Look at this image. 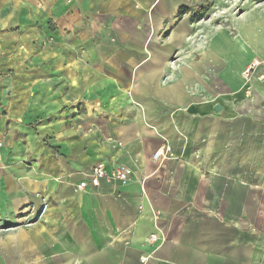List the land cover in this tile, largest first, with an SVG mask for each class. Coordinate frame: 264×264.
Segmentation results:
<instances>
[{
    "label": "crops",
    "instance_id": "0c3cea01",
    "mask_svg": "<svg viewBox=\"0 0 264 264\" xmlns=\"http://www.w3.org/2000/svg\"><path fill=\"white\" fill-rule=\"evenodd\" d=\"M0 264H264V1L0 0Z\"/></svg>",
    "mask_w": 264,
    "mask_h": 264
},
{
    "label": "built area",
    "instance_id": "2783aa9c",
    "mask_svg": "<svg viewBox=\"0 0 264 264\" xmlns=\"http://www.w3.org/2000/svg\"><path fill=\"white\" fill-rule=\"evenodd\" d=\"M171 156V149L167 143L162 144L150 154V159L154 162H161ZM131 176V171L127 167L115 165L109 170L103 162H97L85 173L84 178L76 184V189L83 190L87 186L97 187L102 180L106 182H124ZM158 237L150 235V241H156Z\"/></svg>",
    "mask_w": 264,
    "mask_h": 264
},
{
    "label": "rangeland",
    "instance_id": "374dc122",
    "mask_svg": "<svg viewBox=\"0 0 264 264\" xmlns=\"http://www.w3.org/2000/svg\"><path fill=\"white\" fill-rule=\"evenodd\" d=\"M258 1H264V0H258ZM239 5H240V4H239ZM233 6H234V5H233ZM218 10H219V13H218L217 15H222V14L225 13V11H224L222 8H220V9H218ZM238 10H239V7H238V5H237L236 7H234V8L232 9V12H233V13H236ZM13 72H14V69H13V68H9V69L4 73V75L10 77V76H12ZM248 73H249V68H247V69L244 71V73H243V75H244L245 78H248Z\"/></svg>",
    "mask_w": 264,
    "mask_h": 264
}]
</instances>
